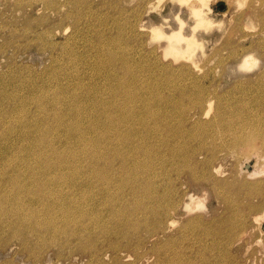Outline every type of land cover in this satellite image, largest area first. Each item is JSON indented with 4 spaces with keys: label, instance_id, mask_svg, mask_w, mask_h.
Returning <instances> with one entry per match:
<instances>
[{
    "label": "rangeland",
    "instance_id": "1",
    "mask_svg": "<svg viewBox=\"0 0 264 264\" xmlns=\"http://www.w3.org/2000/svg\"><path fill=\"white\" fill-rule=\"evenodd\" d=\"M204 2L190 56L163 38L198 20L178 0H0V264H264V0ZM209 96L242 125L200 129L215 111L195 102ZM180 123L183 155L166 159L163 138ZM30 206L42 220L53 210L62 243L12 235L27 220L7 212ZM82 209L103 225L75 236Z\"/></svg>",
    "mask_w": 264,
    "mask_h": 264
},
{
    "label": "bare ground",
    "instance_id": "2",
    "mask_svg": "<svg viewBox=\"0 0 264 264\" xmlns=\"http://www.w3.org/2000/svg\"><path fill=\"white\" fill-rule=\"evenodd\" d=\"M66 2L68 1V0H65ZM71 1V0H70ZM182 5H187L188 7L190 6V13H191V16H196L197 17V21L191 26V28H192V31L190 32V33H186V27H187V24L185 23V22H183L182 21V19H178V21H179V23H180V27L179 28H173L172 29V31H170V32H168V31H164L163 32V38H165L168 42H167V47L170 49L171 47H173L172 48V52H176V53H179V52H184V51H187V52H189V50H191L190 48H189V46H190V43H193V42H195L196 40H197V35H196V31H195V29L197 28V26H201L202 24H205L206 23V18L209 16V14H208V12H207V10H206V13H205V2H204V0H178ZM35 4V3H34ZM25 7V6H24ZM33 7V6H32ZM248 7V6H247ZM27 8V7H26ZM251 8V7H250ZM19 9V8H18ZM34 10H35V8H34ZM201 11H204L203 13H201ZM67 15V14H66ZM67 17H69V16H67ZM179 16H177V18H178ZM132 25V24H131ZM143 26V25H142ZM133 27H135V26H133ZM68 28V27H67ZM63 29V28H62ZM61 29V30H62ZM56 31V30H55ZM156 31H158V30H156ZM137 32V31H136ZM134 35H135V33H134ZM89 39V38H88ZM52 40V39H51ZM186 42H187V46L185 45L186 44ZM186 47H188L189 48V50H186ZM201 48H202V46H201ZM129 52V51H128ZM130 53V52H129ZM185 53V52H184ZM190 56L191 55H193V53H191V52H189L188 53ZM182 56H186V55H183V54H181ZM187 57H188V55H187ZM247 59V58H246ZM11 65V64H10ZM16 66V65H15ZM6 75V74H5ZM12 92V91H11ZM20 92V91H19ZM185 93L186 92H184V90H182V92H181V96L182 97H184V95H185ZM189 95V94H188ZM187 96V95H186ZM24 97V96H23ZM185 98V97H184ZM38 99V98H37ZM42 100V99H41ZM213 101H214V99L212 98V97H205L204 98V101H202V100H200V99H198V100H196V105H198V107H199V109H200V111L202 112V113H204L205 114V116H209V113H210V111L211 110H214V104L215 103H213ZM81 103V102H80ZM194 104V103H193ZM217 104V103H216ZM180 105V104H179ZM195 105V106H196ZM218 105V104H217ZM181 106H183V105H181ZM238 106V105H237ZM241 106V105H240ZM170 107V106H169ZM168 107V108H169ZM187 107V106H186ZM218 107V106H217ZM244 107V106H243ZM226 108V107H225ZM172 109H174V107L172 108ZM175 109H177V108H175ZM188 109V108H187ZM186 109V110H187ZM178 110V109H177ZM182 110H183V108H182ZM191 110V109H190ZM189 110V111H190ZM242 110V109H241ZM240 110V111H241ZM172 111V110H171ZM174 111H176V110H174ZM179 111V110H178ZM215 112H214V114H213V118L212 119H209V120H199V121H197V119H196V121H197V123H198V127H202V128H200V129H209V128H214V127H217V128H222V126H226V128H228L229 130L230 129H232V128H234L238 123H239V125H242V124H240V122L237 120V121H234V119L230 116H227L223 111H222V109H220L219 107L217 108V110H214ZM233 111V110H232ZM244 111V110H243ZM181 112V111H180ZM182 112H184V111H182ZM231 112V111H230ZM174 113H176V112H174ZM185 113V112H184ZM236 113V112H235ZM170 115V114H169ZM178 115V114H177ZM176 115V116H177ZM180 115V114H179ZM187 115V114H186ZM234 115H237V114H234ZM241 115V114H240ZM185 115H183V117H184ZM199 116V115H198ZM202 116V115H201ZM190 117V116H189ZM237 117V116H236ZM171 118V117H170ZM188 118V117H187ZM203 118V117H202ZM249 118V117H248ZM165 120V119H164ZM167 120H168V118H167ZM171 120V119H170ZM175 120V119H174ZM192 120V119H191ZM253 120H254V117H253ZM146 121V120H145ZM173 121V120H172ZM186 121V120H185ZM241 121V120H240ZM243 121H244V118H243ZM243 121H241L242 123H247V121L246 122H243ZM251 121V120H250ZM195 122V121H194ZM249 122V121H248ZM190 123V122H189ZM250 123V122H249ZM264 123V122H263ZM142 124V123H141ZM183 124L184 123H180L179 125H177V126H175V128H174V131L171 133V136H169L168 137V135H167V137L166 136H164V138H163V144H166V159L167 158H169V157H171V160L174 158H176L178 155H183V151H184V149H183V147H184V145H183V143H182V145L179 143V132L181 131V129L183 128ZM244 124V125H245ZM252 124V123H251ZM251 124H250V126H251ZM259 124V123H258ZM257 124V125H258ZM9 125V124H8ZM238 125V126H239ZM248 125V124H247ZM254 125V124H253ZM194 127V126H193ZM196 127V126H195ZM254 127V126H253ZM252 127V128H253ZM256 127H258V126H256ZM9 128V127H8ZM212 128H211V130H212ZM225 128V127H224ZM239 128V127H238ZM243 128V127H242ZM245 128V127H244ZM259 128V127H258ZM236 129V128H235ZM257 129V128H256ZM183 130V129H182ZM185 130V129H184ZM210 130V131H211ZM217 130V129H216ZM234 130V129H233ZM237 130V129H236ZM242 129H240V131H241ZM258 130V129H257ZM256 130V131H257ZM203 130H201V132H202ZM217 131H219V129L217 130ZM221 131V130H220ZM219 131V132H220ZM247 131V130H246ZM261 131H262V129H261ZM185 132V131H184ZM216 132V131H215ZM214 132V133H215ZM253 132V131H252ZM255 132V131H254ZM221 133V132H220ZM222 133H224V132H222ZM227 133V132H226ZM230 133V132H229ZM228 133V134H229ZM247 133H248V131H247ZM257 133V132H256ZM255 133V134H256ZM25 134V133H24ZM183 134V133H182ZM199 134V133H198ZM232 134V133H231ZM238 134V133H237ZM222 135V134H221ZM226 135V134H225ZM232 135H234V140H237L239 137H238V135H235V134H232ZM218 136V135H217ZM229 136V135H228ZM231 136V135H230ZM250 135H248V137H249ZM252 136V135H251ZM250 136V137H251ZM264 136V135H263ZM201 137V136H200ZM216 137V136H215ZM259 137V136H258ZM181 138V137H180ZM191 138V137H190ZM194 138V137H193ZM217 138V137H216ZM220 138V137H219ZM222 138V137H221ZM226 138V137H225ZM224 138V139H225ZM228 138V137H227ZM30 139V138H29ZM184 139V138H183ZM197 139H198V137H197ZM196 139V140H197ZM230 139H232V138H230ZM229 139V140H230ZM185 140V139H184ZM195 140V141H196ZM189 141V140H188ZM199 141V140H198ZM202 141V140H201ZM219 141V140H218ZM226 141V140H225ZM231 141V140H230ZM182 142H184V141H182ZM185 142H187V141H185ZM203 142V141H202ZM202 142H201V144H202ZM228 142V141H227ZM193 143V142H192ZM195 143V142H194ZM235 143V142H234ZM196 144H197V142H196ZM223 144V143H222ZM206 147V146H205ZM186 150V149H185ZM194 150V149H193ZM98 151V149H96V152ZM201 152V151H200ZM101 153V152H100ZM97 154V153H96ZM102 154V153H101ZM98 155V154H97ZM219 155V154H218ZM186 156V155H185ZM184 156V157H185ZM213 157V156H212ZM211 157V158H212ZM224 157V156H223ZM183 158V157H182ZM181 158V159H182ZM262 158V157H261ZM103 159V158H102ZM189 159V158H188ZM216 159V158H215ZM214 159V160H215ZM264 159V158H263ZM135 160V159H134ZM205 160V159H204ZM220 160V159H219ZM212 161V160H211ZM210 161V162H211ZM181 162H182V160H181ZM189 162H190V160H189ZM207 162H209V161H207ZM172 163V162H171ZM183 163V162H182ZM173 164V163H172ZM172 164H171V166H172ZM211 164V163H210ZM216 164V163H215ZM177 166V165H176ZM186 166V165H185ZM192 166V165H191ZM208 166V165H207ZM189 167V166H188ZM183 168V167H182ZM164 169H165V167H164ZM178 169H180V168H178ZM184 169V168H183ZM218 169V171H221V169H220V166L217 168ZM168 170V169H167ZM175 170V169H174ZM173 170V171H174ZM202 170H203V168H202ZM125 171V170H124ZM129 171H130V169H129ZM135 171V170H134ZM187 171V170H186ZM217 171V170H216ZM132 172V171H131ZM147 172V171H146ZM190 172V171H189ZM205 172V171H204ZM206 172H207V170H206ZM2 173V172H1ZM136 173V172H135ZM148 173V172H147ZM193 173V172H192ZM202 173V172H201ZM222 173V172H221ZM121 174V173H120ZM168 174V173H167ZM175 174V173H174ZM179 174V173H178ZM177 174V175H178ZM203 174H205V173H203ZM202 174V175H203ZM123 175H125V174H123ZM152 175V174H151ZM177 175H175V176H177ZM193 175V174H192ZM191 175V176H192ZM195 175V174H194ZM199 175V174H198ZM120 176V175H119ZM118 176V177H119ZM126 176H128V175H126ZM217 176V175H216ZM249 176V175H248ZM122 177V176H121ZM132 177V176H131ZM150 177V176H149ZM148 177V178H149ZM186 177V176H185ZM206 177V176H205ZM208 177H210V176H208ZM252 177V176H251ZM102 178V177H101ZM125 178V177H124ZM123 178V179H124ZM127 178V177H126ZM126 178H125V180H126ZM147 178V179H148ZM154 178V177H153ZM164 178V177H163ZM173 178V177H172ZM176 178V177H175ZM198 178V177H197ZM201 178V177H200ZM204 178V177H203ZM202 178V179H203ZM167 179H169V178H167ZM253 179V178H252ZM197 180H199V179H197ZM107 181V180H106ZM105 181V182H106ZM169 181V180H168ZM22 182V181H21ZM119 182V181H118ZM110 183V182H109ZM263 183V182H262ZM121 184V183H120ZM171 184V183H170ZM250 185V184H249ZM120 187V186H119ZM216 187V186H215ZM165 188V187H164ZM168 188V187H167ZM170 188V187H169ZM259 188V187H258ZM216 189V188H215ZM223 189V188H222ZM126 190V189H125ZM124 190V191H125ZM168 190V189H167ZM166 190V191H167ZM255 192H250V194L251 195H253V196H251V197H257L258 198V192H257V188H255ZM4 191V190H3ZM169 191V190H168ZM5 192H6V190H5ZM5 192H3V194L5 193ZM13 192V191H12ZM17 192V191H16ZM15 192V193H16ZM26 192V191H25ZM123 192V191H122ZM218 192H220V191H218ZM7 193V192H6ZM56 192H43V191H40V192H36V193H33V196H34V198L36 197V199H37V196L39 197V199H46V200H48V201H51V202H62L61 201V197H60V195H59V193H56ZM120 193V192H119ZM169 193V192H168ZM168 193H167V195H168ZM199 193V192H198ZM246 193V192H245ZM1 194V193H0ZM14 194V193H13ZM122 194V193H121ZM187 194V193H186ZM217 194V193H216ZM219 194V193H218ZM2 195V194H1ZM0 195V196H1ZM9 195V194H8ZM11 195V194H10ZM19 195V194H18ZM17 195V196H18ZM22 195V194H21ZM37 195V196H36ZM169 195H171V194H169ZM168 195V196H169ZM176 195V194H175ZM174 195V196H175ZM248 195V194H247ZM122 196V195H121ZM127 196V195H126ZM250 196V195H249ZM226 197V196H225ZM12 198V197H11ZM164 198V197H163ZM165 198H166V195H165ZM164 198V199H165ZM223 198H224V195H223ZM6 199V198H5ZM10 199V198H9ZM167 199V198H166ZM178 199V198H177ZM186 199V198H185ZM202 199V198H201ZM16 200H17V198H16ZM22 200V199H21ZM21 200H19V201H21ZM197 200V199H196ZM225 200H226V198H225ZM229 201H231L230 200V198L228 199ZM168 201V200H167ZM180 201V200H179ZM190 201V200H189ZM9 202V201H8ZM12 202V201H11ZM45 202V201H44ZM43 202V203H44ZM162 202V204H163V201H161ZM165 202V201H164ZM173 202V201H172ZM186 202V201H185ZM192 202H193V200H192ZM197 202H199V201H196V203ZM201 202V201H200ZM199 202V204H201ZM227 202V201H226ZM3 203V202H2ZM15 203V202H14ZM23 203V202H22ZM21 203V204H22ZM34 204V203H33ZM232 204V203H231ZM231 204H229V203H226L225 204V208H228L227 210L228 211H231V208H232V206H231V208H230V205ZM238 204V203H237ZM1 205H3V204H1ZM13 205V204H12ZM17 205H19V202H18V204ZM30 205H32V204H30ZM180 205V204H179ZM183 205V204H182ZM5 206V205H4ZM20 206V205H19ZM26 206V205H25ZM35 206V205H34ZM33 206V207H34ZM37 206V205H36ZM35 206V207H36ZM171 206V205H170ZM10 207V206H9ZM16 207H18V206H16ZM70 206H65V205H62L61 206V210H62V218L63 219H60V221H62V223H64V221H65V225L66 226H70V223H69V220H67V217H65V216H68V211L70 212V210H72L71 208H69ZM177 207V206H176ZM233 207H234V205H233ZM15 208V207H14ZM37 208V207H36ZM74 208V207H73ZM76 208V207H75ZM179 208V207H178ZM9 209V208H8ZM13 209V208H12ZM168 209H169V206L167 205V203H166V205H164L163 204V214L161 215V217H160V219H159V223H161L162 221H164V218L166 217L165 216V213H167V211H168ZM235 209V208H234ZM250 209V208H249ZM252 209V208H251ZM7 210V209H6ZM18 210V209H17ZM37 210V209H36ZM175 210V209H174ZM180 210V209H179ZM76 211V210H75ZM111 212H113L114 213V215L116 216V215H121V207H119V208H117V206H115L114 208H112V210H110ZM171 211V210H170ZM169 211V212H170ZM237 211V210H236ZM11 212H13L12 214H10L9 212H7L9 215L8 216H6L7 217V223H13V222H16V223H18L19 222V217L21 218V220L22 219H26L27 220V222L26 223H23L21 220V223H18L19 225L18 226H16V227H18V228H16L17 230H15L13 233L14 234H12L14 237L15 236H17V237H19V239L21 240V242H27L26 241V239H25V237L26 236H24V235H26V233H28V232H33V233H35L37 236H40L43 232H45V234H42L41 236H42V238H44L43 237V235L45 236L46 235V233H52V234H50V235H53V238L51 239L52 240V242H54V243H58V239H57V234H62V233H64L63 232V230H62V226H59V225H57V223H58V219H57V217L56 216H54V215H52L53 214V210H49V211H47L45 214H47L46 216V218L47 219H45V220H42L41 218H42V216H43V214H41L39 211V213H40V215L39 214H35V210H34V208H32L31 206H30V208L27 210H25L24 208L22 209V211H21V213H17V214H15L16 212L15 211H11ZM15 212V213H14ZM234 212V211H233ZM44 213V212H43ZM71 213H72V211H71ZM89 214V212H88V210H81V213H78V215H77V213H76V217H75V219H73V220H70V222H71V224L73 223V225L70 227V228H68L67 230L71 233V234H73V235H75V236H81V233H85V232H87V231H89L91 234L94 232V230L93 231H90L89 229H88V226L87 225H98L99 223L101 224V225H103V218H102V216L100 215V212H97V215L96 216H92V215H89L88 217H83L84 215L86 216V214ZM171 213V212H170ZM242 213V212H241ZM44 214V215H45ZM232 214V213H231ZM34 215H36V216H41V217H36L35 219H37L36 221H34L33 219H34ZM70 215V214H69ZM74 215V214H73ZM230 215V214H229ZM233 215H234V213H233ZM239 215V214H238ZM241 215V214H240ZM13 216V217H12ZM171 216V215H170ZM235 216V215H234ZM32 217H33V219H32ZM44 217V216H43ZM18 218V219H17ZM237 218H238V216H237ZM239 218H240V216H239ZM243 218H244V216H243ZM4 219H5V217H4ZM15 219V220H14ZM32 219V220H31ZM171 219V218H170ZM198 219V218H197ZM255 219H256V221H258L259 220V214L257 213L256 214V217H255ZM238 220V219H237ZM242 220H244V219H242ZM176 220L175 219H171L170 220V222H169V224H171V223H174ZM235 222H236V219L234 220ZM0 222H2V220L0 221ZM4 222V221H3ZM6 222V221H5ZM4 222V223H5ZM178 222V221H177ZM176 222V223H177ZM241 222V221H240ZM245 222V221H244ZM117 223H119V224H121V222L119 221V222H117ZM167 223V222H166ZM193 223H195V222H193ZM259 223V222H258ZM192 224V223H191ZM190 224V226H192ZM196 224V223H195ZM241 224H243L244 225V223H241ZM14 225H16V224H14ZM157 225H159V224H157ZM237 225H238V223H237ZM240 225V224H239ZM245 226V225H244ZM10 227V226H9ZM12 227V226H11ZM73 227V228H72ZM100 227H105V226H100ZM181 227V226H180ZM240 227V226H239ZM8 228V227H7ZM72 228V229H71ZM159 228V227H158ZM242 228H243V226H242ZM241 228V229H242ZM70 229V230H69ZM156 229V228H155ZM176 229H178V228H176ZM184 229V228H183ZM244 229V228H243ZM105 229L104 228H102V230H101V232H103ZM157 230V229H156ZM170 230V229H169ZM235 230V229H234ZM231 231V230H230ZM171 232V231H170ZM169 232V233H170ZM168 233V232H167ZM183 234V233H182ZM48 235V234H47ZM90 235V234H89ZM206 235V234H205ZM28 236V235H27ZM61 236H63V234L61 235ZM60 236V237H61ZM187 236V235H186ZM190 236V235H189ZM207 236V235H206ZM221 236V235H220ZM4 237V236H3ZM31 237V236H30ZM50 237V236H49ZM150 237H152V236H150ZM193 237V236H192ZM5 238V237H4ZM29 238V237H28ZM51 238V237H50ZM56 238V239H55ZM185 238V237H184ZM184 238H182V239H184ZM199 238L200 239H203V237H201V235L199 236ZM1 239V238H0ZM8 239V238H7ZM9 239H11V235H10V238ZM15 239V238H14ZM18 239V238H17ZM62 239V238H61ZM148 239V238H147ZM186 239V238H185ZM199 239V242H202V240H200ZM5 240V239H4ZM44 240V239H43ZM58 240V241H57ZM146 240V239H145ZM206 240V239H205ZM213 240V239H212ZM1 241V240H0ZM6 242H7V240H5ZM48 241H50V240H48ZM57 241V242H56ZM147 241V240H146ZM195 241V240H194ZM193 241V242H194ZM221 241V240H220ZM3 242V241H2ZM5 242V243H6ZM13 242V241H12ZM24 242V243H25ZM9 243V242H8ZM8 243H6V244H8ZM11 243V242H10ZM59 243H62V241L60 240L59 241ZM19 244V243H18ZM44 244H46V243H44ZM48 244V243H47ZM168 244V243H167ZM172 244V243H171ZM199 244V243H198ZM9 245V244H8ZM21 245V244H20ZM26 245H29V243H27ZM175 245V244H174ZM200 245V244H199ZM6 246V245H5ZM23 246V245H22ZM50 246V245H49ZM52 246V245H51ZM60 247V246H59ZM61 247H62V245H61ZM180 247V246H179ZM29 248H31V247H29ZM65 248V247H64ZM64 248H60L61 250L62 249H64ZM181 248V247H180ZM57 249V248H56ZM176 249V248H175ZM17 250V249H16ZM15 250V251H16ZM20 250V249H19ZM22 250V249H21ZM47 250V249H46ZM49 250V249H48ZM123 250V249H122ZM222 250V249H221ZM58 251V250H57ZM173 251V250H172ZM223 251V250H222ZM33 252V251H32ZM50 252V251H49ZM56 252V251H55ZM59 252V251H58ZM61 252V251H60ZM174 252V251H173ZM177 252V251H176ZM225 252V251H224ZM30 253V252H29ZM121 253V252H120ZM175 253V252H174ZM227 253V252H226ZM117 254H118V252H117ZM28 255V254H27ZM57 255V254H56ZM38 256V255H37ZM61 256V255H60ZM75 256V255H74ZM123 256V255H122ZM180 256H181V253H180ZM213 256V255H212ZM211 256V257H212ZM215 256V255H214ZM212 257V258H215V257ZM217 256V255H216ZM32 257V256H31ZM38 257H40V256H38ZM42 257H43V255H42ZM41 257V258H42ZM57 257V256H56ZM82 257V256H81ZM91 257H93V256H91ZM115 257V256H114ZM182 258V257H181ZM202 260H207L208 261V259H209V257H203L202 256ZM65 259V258H64ZM92 259V258H91ZM229 259V258H228ZM40 260V259H39ZM186 260V259H185ZM225 260V259H224ZM234 260V259H233ZM15 261V260H14ZM217 261V260H216ZM216 261H213L214 263H216ZM32 262H34V261H32ZM171 262V261H170ZM209 262H210V260H209ZM221 262V261H220ZM204 263H205V261H204ZM217 263H218V261H217ZM37 264V263H36ZM210 264H211V262H210Z\"/></svg>",
    "mask_w": 264,
    "mask_h": 264
}]
</instances>
